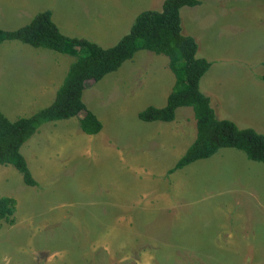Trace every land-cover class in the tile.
<instances>
[{
  "label": "rangeland",
  "instance_id": "rangeland-1",
  "mask_svg": "<svg viewBox=\"0 0 264 264\" xmlns=\"http://www.w3.org/2000/svg\"><path fill=\"white\" fill-rule=\"evenodd\" d=\"M198 1L179 14L196 57L210 62L200 92L219 119L264 135V0ZM162 2L0 0V29L50 11L62 35L109 48L140 12L160 11ZM74 61L19 41L0 43L2 114L13 121L49 106ZM168 62L139 50L86 82L81 100L102 128L88 135L78 117L41 125L20 148L32 177L39 173L37 186L0 165V197L16 204L0 218V264H264V165L221 148L175 170L196 137L192 109H176L171 122L137 117L165 106L175 83ZM39 142L30 165L25 149ZM137 205L148 210L139 214ZM110 249L119 253L115 261Z\"/></svg>",
  "mask_w": 264,
  "mask_h": 264
},
{
  "label": "trees",
  "instance_id": "trees-1",
  "mask_svg": "<svg viewBox=\"0 0 264 264\" xmlns=\"http://www.w3.org/2000/svg\"><path fill=\"white\" fill-rule=\"evenodd\" d=\"M199 4L198 0H163L160 11L140 12L129 32L109 48L62 35L51 21L50 11L40 12L30 23L16 30L0 29V43L19 41L33 48L75 58L48 107L15 121L8 120L0 111V165L15 168L25 185L37 186L20 153L21 146L41 125L72 117L79 118L81 131L88 135L97 134L102 125L81 100L86 82H98L106 74L116 71L139 50L166 56L175 83L164 107L149 106L138 113V119L142 122H171L176 109L189 107L196 120V138L175 164V170L210 158L221 148L242 151L248 160L264 165V135L252 129H239L233 122L219 119L209 98L200 92L199 81L208 71L210 62L196 57L198 46L194 38L181 33L179 14L181 8ZM14 211L15 200L0 197V218L8 219Z\"/></svg>",
  "mask_w": 264,
  "mask_h": 264
},
{
  "label": "crops",
  "instance_id": "crops-1",
  "mask_svg": "<svg viewBox=\"0 0 264 264\" xmlns=\"http://www.w3.org/2000/svg\"><path fill=\"white\" fill-rule=\"evenodd\" d=\"M191 32V31H190ZM262 77H263V75H261ZM214 79V78H213ZM264 82V81H263ZM58 88V87H57ZM55 94H56V91H55ZM55 94H54V97H55ZM54 100V99H53ZM53 100H52V102H53ZM51 102V103H52ZM50 103V104H51ZM48 107V106H47ZM164 107V106H163ZM36 113V112H35ZM34 114V113H33ZM32 114V115H33ZM32 115H30V116H32ZM30 116H28V117H30ZM7 118V117H6ZM20 118V117H19ZM21 118H26V117H21ZM73 118V117H72ZM18 119V118H17ZM17 119H15V120H17ZM9 120V119H8ZM15 120H13V121H15ZM11 121V120H10ZM58 121V120H57ZM52 122V121H51ZM48 123H50V122H48ZM51 127H55V125L53 124V125H50ZM196 135V134H195ZM196 138V137H195ZM36 138H34L32 141H34ZM32 141H30V143L32 142ZM194 142V141H193ZM29 143V144H30ZM41 144V142H39L38 143V145H36V144H34V145H32V147H31V151H29V149L27 150V149H25V153L28 155V163L30 164V165H32L34 162H35V158H34V160H33V157L35 156V155H37L36 153L38 152V150H37V148H38V146ZM192 144V143H191ZM190 144V145H191ZM189 145V146H190ZM232 149V148H231ZM61 150V149H60ZM187 150V149H186ZM41 152V151H40ZM62 152H63V150H62ZM185 153V152H184ZM212 157V156H211ZM208 159V158H207ZM204 160H206V159H204ZM32 163V164H31ZM192 164V163H191ZM190 165V164H189ZM2 166V165H1ZM188 166V165H187ZM36 167V166H35ZM186 167V166H185ZM184 168V167H183ZM2 170H0V172H1ZM36 174L33 176V178L35 179L36 178V175L37 174H39L38 173V171H36L35 172ZM43 176L45 175V173L44 174H42ZM45 177V176H44ZM37 179V178H36ZM46 180V179H45ZM22 182H23V179H22ZM46 182H47V180H46ZM23 184H24V182H23ZM25 185V184H24ZM40 185H41V183H40ZM42 186V185H41ZM45 187L47 188V184H45ZM164 193V192H163ZM16 196H19V194L17 193V189H16V192H15V197ZM3 197H9V196H3ZM22 197V196H21ZM9 198H13V197H9ZM14 199V198H13ZM15 200V199H14ZM136 203V202H135ZM133 202L130 200L129 201V204H127L128 205V207H130V208H132V206H133ZM138 204H140V201H138ZM16 205V204H15ZM137 210H139V214H141L140 212H141V210H145L144 212H146V210H148V207L146 206L145 208L143 207V205H137ZM141 208V209H140ZM176 219H174V221H175ZM173 221V222H174ZM128 235H131V233H129ZM110 251H111V255H109L108 256V259L109 260H111V261H115V258H114V256L115 257H118L119 256V253L118 252H116L115 250H111L110 249ZM121 256V255H120ZM126 256H127V254H126ZM122 258V257H121ZM118 262V261H117Z\"/></svg>",
  "mask_w": 264,
  "mask_h": 264
}]
</instances>
